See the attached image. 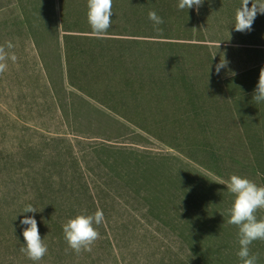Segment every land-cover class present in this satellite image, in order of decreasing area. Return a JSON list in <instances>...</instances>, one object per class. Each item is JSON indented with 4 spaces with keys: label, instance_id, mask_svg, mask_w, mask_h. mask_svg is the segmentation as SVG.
<instances>
[{
    "label": "rangeland",
    "instance_id": "1",
    "mask_svg": "<svg viewBox=\"0 0 264 264\" xmlns=\"http://www.w3.org/2000/svg\"><path fill=\"white\" fill-rule=\"evenodd\" d=\"M122 2L141 15L139 31L128 34L111 26L103 36L124 33L197 46L171 49L180 57L192 49L188 64L179 61V68L185 65L180 75L185 74L195 102L202 106L204 127L192 122L193 127L183 131L164 118L159 122L166 131L162 140L70 84L64 44L83 31L65 20L95 34L88 22L82 25L79 20L87 12V0H0V46L11 41L9 51L17 57L0 73V264H242L237 255L239 229L227 222L234 196L226 184L239 174L264 185V156L250 155L240 131L248 124L234 114L224 94L248 91L258 82L264 69V13H257L250 31L241 32L234 24L243 0H203L198 9L188 10L178 8L179 0H113V8L127 12L117 6ZM152 9L163 18L162 31L148 18ZM50 18H56L57 29L50 26ZM25 22L34 26L33 33ZM33 40L49 69L52 66L48 80L35 68L41 60ZM76 54L82 60L94 56L97 63L86 71L88 83L94 86L97 78H105L98 66L107 53L91 52L83 44ZM223 55L227 67L217 73ZM58 60L62 75L56 70ZM257 65L259 72L247 75L246 82L220 90L231 73ZM60 82L65 90L57 97L52 86ZM238 105L251 116L257 139L264 138V102L251 98ZM190 139L192 154L207 166L175 145L184 148ZM85 182L100 196L104 222L91 251L76 253L64 239L63 225L82 210L95 212ZM28 204L42 210L23 213ZM256 215L264 217V209ZM25 216L36 219L48 247L37 262L20 251L26 244L27 225L20 223ZM249 248L258 254L257 264H264V240L253 241Z\"/></svg>",
    "mask_w": 264,
    "mask_h": 264
},
{
    "label": "trees",
    "instance_id": "2",
    "mask_svg": "<svg viewBox=\"0 0 264 264\" xmlns=\"http://www.w3.org/2000/svg\"><path fill=\"white\" fill-rule=\"evenodd\" d=\"M129 5H126L124 2H122V5L117 4V6H120V9L125 6V9L128 11L120 12L117 8H113L111 19L112 26L122 29L119 32L125 30L124 33L131 34L139 31L141 15L135 9L129 8ZM81 15L79 16L83 18H79V20L84 25L85 22H88L85 19L87 18V12ZM49 24L52 28H58L56 18H50ZM65 24L72 25L83 31L82 34H76L67 38L64 44L65 67L68 81L73 87L93 97V99L99 101L102 105L140 130L154 134L162 140L165 139L166 131L162 129L159 122L164 118L176 123V127L183 131H189L190 127H193L192 122H196L201 128L204 127V111L201 108L202 106L195 102L192 94L193 89L188 86L185 74L180 75V69H184L185 65L179 68V61L185 60V64H188L189 58L192 57V49L190 50V54L181 57L171 49L172 47L181 49L183 47L195 48L197 46L193 44L135 39L124 36V33H121L123 35L98 37L96 34L84 32L90 30L88 27L79 26L75 23L69 24L67 20H65ZM24 25L28 28L27 30L33 33L34 26L28 24V22H25ZM33 42L37 55L41 60V64L37 62L35 68L40 75L41 72L44 73L47 76L44 79L48 80L49 76L52 77V66L49 69L48 65L50 64L45 60L42 49H38L39 47H36V42L34 40ZM56 44L59 45L58 37ZM83 44H86L91 52L101 50L107 53V56L102 55V58L98 54V60L100 58L103 59V61L99 62L98 67L105 72V78H97L94 86L88 83L85 77L86 71L97 65L94 61V56H92V59L82 60L76 54ZM139 46H145L146 48L140 50ZM204 47L208 48L207 46ZM58 50L59 47L55 49L56 52ZM153 51L158 53L152 55ZM208 55L211 61H213L214 56L212 53L208 52ZM259 69L260 66L257 65L224 78L221 82L220 90L223 92L231 84L239 80L246 82V76L254 72L258 73ZM56 70L62 75V64L60 63L59 65V60L56 63ZM257 84L252 85L248 91L224 94V99L230 103L234 114L241 120L243 125L248 124L247 127L240 128V131L249 147L250 155L258 158L259 155L264 156V144H262L264 138L258 135L257 139V130L250 125L252 121L251 116L242 113L241 110L243 108L238 105L240 102L253 98ZM52 87L57 88L55 92L57 97L59 96V92L65 90L61 82ZM191 119L193 120L190 121ZM261 130L264 133V129L261 128ZM132 135L134 137H142L138 133H133ZM255 140H259V144H255ZM175 145L188 158L203 166H207L205 162L192 154V139L189 142H184V148L180 146L181 144L177 143ZM174 178L173 176L172 179L174 180ZM170 182L172 181H169L168 184ZM84 185L85 193L88 200H90V206L97 210L101 205L100 202H102L100 196L98 193L93 192L87 182ZM73 196L77 197L78 194H73ZM89 210L91 209L89 208Z\"/></svg>",
    "mask_w": 264,
    "mask_h": 264
},
{
    "label": "clouds",
    "instance_id": "3",
    "mask_svg": "<svg viewBox=\"0 0 264 264\" xmlns=\"http://www.w3.org/2000/svg\"><path fill=\"white\" fill-rule=\"evenodd\" d=\"M203 0H179L178 8L183 10L201 6ZM249 0H243L241 7L237 10L234 27L237 31H250L257 13H264V0H252L251 8L248 7ZM113 0H87V21L92 31L102 37L112 26L111 16L113 14ZM148 18L153 22L156 31H162L159 25L163 24V18L157 14L155 9L148 12ZM11 41L6 46H0V73L7 69V61L15 62L17 57ZM228 61L223 55V60L216 65V71L226 68ZM235 75V73H231ZM253 101L264 102V69H261L258 84L254 90ZM216 182V181H215ZM220 183V182H219ZM227 189L234 196V201L228 209V223L236 225L239 229V251L238 257L242 264H257L258 254L250 253L249 246L255 240H264V217H257L256 213L264 209V185H257L254 181L239 174L230 176L226 184ZM37 209L32 204L25 206L23 213H35ZM104 222L103 210L97 208L93 214H86L82 210L75 217L70 218L63 225L64 239L70 249L76 253L91 251L93 243L100 238L98 226ZM20 223L27 225L23 229V237L26 241L25 247L20 249L28 259L33 262L40 261L48 252L47 244L38 230L37 221L34 217L25 216Z\"/></svg>",
    "mask_w": 264,
    "mask_h": 264
}]
</instances>
